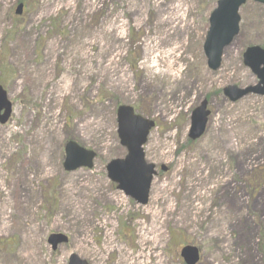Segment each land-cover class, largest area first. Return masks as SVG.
I'll return each instance as SVG.
<instances>
[{"label": "rangeland", "instance_id": "obj_1", "mask_svg": "<svg viewBox=\"0 0 264 264\" xmlns=\"http://www.w3.org/2000/svg\"><path fill=\"white\" fill-rule=\"evenodd\" d=\"M218 1L0 0V86L13 103L0 124V264H68L73 254L184 264L186 245L199 248V264H264V97L224 93L258 82L242 55L264 48V6L240 9L213 72L203 46ZM170 61L172 74L155 78ZM205 99L206 132L191 142ZM122 105L156 124L144 146L157 169L145 206L107 178V164L126 156ZM70 140L97 154L93 169L65 172ZM53 234L68 239L56 251Z\"/></svg>", "mask_w": 264, "mask_h": 264}, {"label": "water", "instance_id": "obj_2", "mask_svg": "<svg viewBox=\"0 0 264 264\" xmlns=\"http://www.w3.org/2000/svg\"><path fill=\"white\" fill-rule=\"evenodd\" d=\"M264 4V0H254ZM246 0H220L215 11L210 17V29L204 45L205 56L208 59L210 69L216 71L221 64L223 50L238 34L240 18L237 12ZM23 5H19L16 14L21 15ZM244 64L249 67L257 76L259 83L255 87H249L243 91L229 87L225 93L231 96L234 91L238 96L232 97L236 101L247 94L264 96V50L259 47L249 48L244 54ZM207 101H204L192 115V125L190 139L196 140L205 131L207 117ZM3 112V114H2ZM12 114V104L7 98V93L0 87V124L5 125ZM118 136L121 146L127 149V156L122 160H113L107 166L108 178L118 184V189L125 195L133 198L137 203L146 205L149 197V190L153 175L155 174L153 165L147 164L144 160L142 146L146 143L150 130L154 123L135 115L134 110L128 106H122L117 111ZM64 169L67 172L75 171L79 168H92L95 154L79 147L76 143L69 142L65 146ZM165 170V168H162ZM49 242L56 250L59 244L66 242L60 235H52ZM182 256L188 264H195L198 261V251L192 247H186L182 251ZM69 264H87L76 255H72Z\"/></svg>", "mask_w": 264, "mask_h": 264}, {"label": "bare ground", "instance_id": "obj_3", "mask_svg": "<svg viewBox=\"0 0 264 264\" xmlns=\"http://www.w3.org/2000/svg\"><path fill=\"white\" fill-rule=\"evenodd\" d=\"M178 18H180V17L176 14V15L174 16V18H171V19H169L168 21H169L170 23H173V22H174L175 20H177ZM169 35H170V36H169ZM173 35H174V31H173L172 33H169V34L167 35V38L172 37ZM155 48H156L155 46L152 47V48L149 47V49H146V51L154 50ZM175 50H177V48H174V49H171L170 51L165 52V56L162 57V60H168V59L174 54ZM179 50H182V45L180 46V49H179ZM161 56H162V55L158 56L156 59H159ZM157 62H158V61H155V62L152 64V67H151V68H158V66H157ZM174 63H175L174 61H170V62H169V65L166 66L165 71H157V72H156V77H155V78H165V77H168L169 75H171V74H172V66L174 65ZM161 72H163V74H161ZM177 82H178L177 79L174 80V83H177Z\"/></svg>", "mask_w": 264, "mask_h": 264}]
</instances>
